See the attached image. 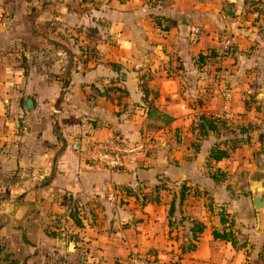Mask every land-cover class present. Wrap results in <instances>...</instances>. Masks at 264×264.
<instances>
[{
  "label": "crops",
  "instance_id": "crops-1",
  "mask_svg": "<svg viewBox=\"0 0 264 264\" xmlns=\"http://www.w3.org/2000/svg\"><path fill=\"white\" fill-rule=\"evenodd\" d=\"M225 28L237 52L214 71ZM218 113L225 133L201 132L199 117ZM110 136L150 144L118 169L90 163ZM257 136L264 0H0V217L29 264H126L129 249L163 264H264L248 184L264 189L250 177ZM13 202L37 205L23 229L4 213Z\"/></svg>",
  "mask_w": 264,
  "mask_h": 264
},
{
  "label": "built area",
  "instance_id": "built-area-1",
  "mask_svg": "<svg viewBox=\"0 0 264 264\" xmlns=\"http://www.w3.org/2000/svg\"><path fill=\"white\" fill-rule=\"evenodd\" d=\"M233 43V31L230 28H225L213 48L216 59L220 60L223 58ZM149 144V140L127 142L117 136H110L93 142L87 159L90 163L100 167L118 169L123 165L126 156L142 153ZM125 262L126 264H159L155 259L148 258L145 254L135 249H129Z\"/></svg>",
  "mask_w": 264,
  "mask_h": 264
},
{
  "label": "rangeland",
  "instance_id": "rangeland-1",
  "mask_svg": "<svg viewBox=\"0 0 264 264\" xmlns=\"http://www.w3.org/2000/svg\"><path fill=\"white\" fill-rule=\"evenodd\" d=\"M224 30V29H223ZM223 30L221 31L220 34H222ZM234 33V32H233ZM219 34V36H220ZM218 36V37H219ZM218 40V38H217ZM217 43V42H216ZM216 43L210 48V51L208 53H210V55H212L213 57V64H212V68L213 70H220L222 69V65L228 64L230 65V61L226 62V60L228 58H233V55L235 52H237V46L235 44V33H234V43L232 44V46L230 47V49L228 50V53L221 58L220 60L216 59L215 54L213 52V48L215 47ZM234 63L232 62L231 65H233ZM229 67V66H228ZM228 67H223V70L226 71V69ZM222 89L224 88V81H222L219 85ZM218 115H220L221 117H224L222 113H218ZM230 129V127L228 128ZM222 131L223 133H225V127H220V130H218V133ZM229 131V130H227ZM258 140L256 138V143H259L262 145L261 149L264 150V139L261 136H257ZM233 145L235 143H232ZM247 151H249V148H247ZM262 152V151H261ZM264 156V155H263ZM258 162L260 165V170L258 173L256 174H250L252 176L256 175L257 178H261V184L264 186V157H260L258 158ZM54 196V195H53ZM58 197V196H57ZM56 205V208L59 209V204H56V202L53 203V206ZM50 206L51 209H54V211H56L55 207ZM50 209V208H48ZM2 211V206H0V213ZM44 211V208L43 210ZM45 211L46 207H45ZM71 212V211H70ZM57 213V212H56ZM3 224V228L4 231L2 232V234H0V264H29V262L31 261L30 259V253L28 252V247L29 245L27 243H21L23 241V239L21 237H19V235L17 233H15V229H12L11 226H9V223H4L3 219L0 217V225ZM59 224V226L65 228V224L67 225V228H69V224L64 222V221H59L57 222ZM65 226V227H64ZM15 233V234H14Z\"/></svg>",
  "mask_w": 264,
  "mask_h": 264
},
{
  "label": "water",
  "instance_id": "water-1",
  "mask_svg": "<svg viewBox=\"0 0 264 264\" xmlns=\"http://www.w3.org/2000/svg\"><path fill=\"white\" fill-rule=\"evenodd\" d=\"M248 184L250 188L251 202H252L253 208L257 211L263 210L264 209V189L259 188L255 190V185H256L255 180H250ZM3 210H4L6 217H13L15 214L20 213L21 214L20 226L23 229L25 227L29 213L36 211L37 205L36 203L13 202V203H8L4 205Z\"/></svg>",
  "mask_w": 264,
  "mask_h": 264
},
{
  "label": "trees",
  "instance_id": "trees-1",
  "mask_svg": "<svg viewBox=\"0 0 264 264\" xmlns=\"http://www.w3.org/2000/svg\"><path fill=\"white\" fill-rule=\"evenodd\" d=\"M199 118L201 120V123L199 125V129L201 130V132H204L205 129L218 132V130H220V127H223V125L221 124L223 117H221L220 115H215V116H213V118L205 117L202 115ZM211 156L214 159H219L221 157L226 156V152L223 150L216 149V150L211 151ZM2 192H4L5 194H8V195H12V193H15L16 198L19 196H23L26 193L24 190H15V191L3 190ZM200 229H201V227H197L195 230H200ZM215 234H217V236H219L221 238H226L225 233H215ZM159 264H163V263H159Z\"/></svg>",
  "mask_w": 264,
  "mask_h": 264
}]
</instances>
